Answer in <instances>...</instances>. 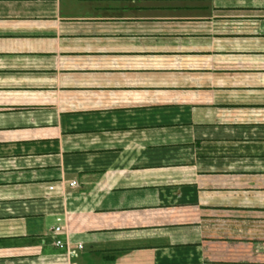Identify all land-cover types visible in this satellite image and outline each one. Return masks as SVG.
<instances>
[{"label": "crops", "instance_id": "0c3cea01", "mask_svg": "<svg viewBox=\"0 0 264 264\" xmlns=\"http://www.w3.org/2000/svg\"><path fill=\"white\" fill-rule=\"evenodd\" d=\"M0 264H264V0H0Z\"/></svg>", "mask_w": 264, "mask_h": 264}, {"label": "built area", "instance_id": "2783aa9c", "mask_svg": "<svg viewBox=\"0 0 264 264\" xmlns=\"http://www.w3.org/2000/svg\"><path fill=\"white\" fill-rule=\"evenodd\" d=\"M76 184H77L76 181L71 182L72 186H74ZM51 188H53V187H51ZM53 232L55 235H57V236H55V245L58 249L65 250V251L71 253L73 248L81 249L83 247L82 244H78V245L74 246L68 240L59 237L58 235L62 233L61 227H56L53 230Z\"/></svg>", "mask_w": 264, "mask_h": 264}]
</instances>
